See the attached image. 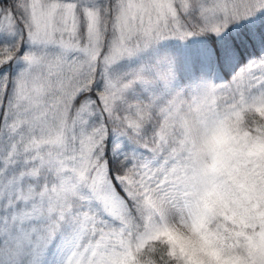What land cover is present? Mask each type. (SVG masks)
<instances>
[{"label": "snow or ice", "instance_id": "obj_1", "mask_svg": "<svg viewBox=\"0 0 264 264\" xmlns=\"http://www.w3.org/2000/svg\"><path fill=\"white\" fill-rule=\"evenodd\" d=\"M0 264H264V0H0Z\"/></svg>", "mask_w": 264, "mask_h": 264}]
</instances>
